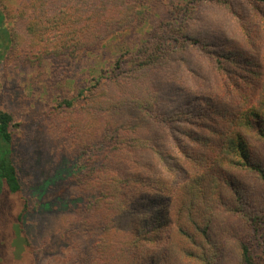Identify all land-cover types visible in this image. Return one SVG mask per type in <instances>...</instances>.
<instances>
[{"label":"trees","instance_id":"1","mask_svg":"<svg viewBox=\"0 0 264 264\" xmlns=\"http://www.w3.org/2000/svg\"><path fill=\"white\" fill-rule=\"evenodd\" d=\"M135 27L141 44L53 107L92 240L71 264H264V0L0 4V68L81 61ZM17 116L0 107V210L18 196L21 228Z\"/></svg>","mask_w":264,"mask_h":264},{"label":"rangeland","instance_id":"2","mask_svg":"<svg viewBox=\"0 0 264 264\" xmlns=\"http://www.w3.org/2000/svg\"><path fill=\"white\" fill-rule=\"evenodd\" d=\"M26 1L0 0V4L11 11ZM162 9L161 4L154 7L158 14ZM146 32L144 27L128 29L81 61L45 60L30 67H15L13 61L8 68H0V107L18 113L21 121L14 153L28 203L20 228L18 213L23 203L18 196H5L0 210V264H71L76 253L92 243L74 233L80 221L79 189L72 180L75 150L53 107L91 85L100 69L110 70L124 46L141 44Z\"/></svg>","mask_w":264,"mask_h":264}]
</instances>
